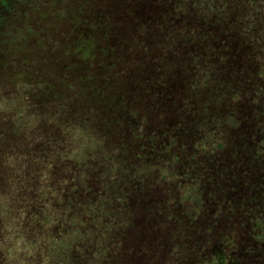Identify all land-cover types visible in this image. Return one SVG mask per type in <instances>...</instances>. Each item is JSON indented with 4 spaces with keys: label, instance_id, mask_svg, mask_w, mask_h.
<instances>
[{
    "label": "rangeland",
    "instance_id": "rangeland-1",
    "mask_svg": "<svg viewBox=\"0 0 264 264\" xmlns=\"http://www.w3.org/2000/svg\"><path fill=\"white\" fill-rule=\"evenodd\" d=\"M162 1L170 2L165 15L175 20L158 25L149 49L137 35L130 50H141L153 64L168 31L181 40L215 16L214 24L226 25L210 39V60H202L206 70L195 65L196 74L189 76L187 69L193 71L179 57L174 73L181 77L178 91L169 92L170 103L141 95L112 98L103 85L113 60L101 51L90 16L128 6L143 21L145 9L150 15L154 7L163 10ZM13 2L0 36V264H103L111 251L121 254L120 264H163L167 258L174 264L157 243L162 232L150 218L157 206L142 194L136 203L147 202L153 210L147 217L126 218L118 196L128 183L165 193L177 181L186 185L182 194L170 193L173 202L197 210L204 195L212 194L225 208L242 181L249 186L245 176L251 168L243 162L252 164L254 155L264 162V0H205L200 6L189 0ZM84 12L90 22L81 37ZM121 20L112 16L111 22L132 28ZM144 29L139 22L135 35ZM60 93L63 105L56 103ZM134 105L150 109L135 115ZM154 132L174 137L176 145L163 154H149L148 148L142 153L141 143ZM203 177L209 181L201 184Z\"/></svg>",
    "mask_w": 264,
    "mask_h": 264
},
{
    "label": "trees",
    "instance_id": "trees-1",
    "mask_svg": "<svg viewBox=\"0 0 264 264\" xmlns=\"http://www.w3.org/2000/svg\"><path fill=\"white\" fill-rule=\"evenodd\" d=\"M28 1L31 0H18L21 3ZM127 1L125 0V2ZM189 1H195L197 6H200L202 3L205 4V0L202 2L200 0ZM162 2L165 6L162 11L154 7L149 9L153 13L150 15L147 9H145L146 16H141L145 18L143 21L137 19L138 11L128 6L109 8V10L106 8L102 13L96 14L93 12L92 15L88 14V16L91 15L90 18L95 17V26L93 29L98 43L104 45V49L101 48L102 50H100L105 55L112 57L113 60V70L106 77V83H109L103 85V87H108L111 91L112 98L113 94H116L117 100L128 101L132 98H137V95H141L146 98L154 97L163 103H170L172 97L170 90L175 89L178 91L176 86L179 81L178 77H181V75L174 73L179 70V57H184L183 59L180 58L179 61L184 62L182 66L189 67L193 71L189 72L187 69L189 76L196 74L195 65L200 66L201 71L206 70L202 60L205 56L206 59L210 60V53L208 52L210 39L222 31L218 30V27L226 25V23L214 24L213 20L217 18L215 16H211V19H206L201 23L202 25L200 26L206 29V31H203L200 27L197 29L198 31L193 30L194 33L192 36L190 34L185 35L181 37V40L177 39L179 36L174 34V31L170 33V31L165 30L169 34L160 38L159 43L161 44L162 42L161 47L163 50H160V55L153 64H148L141 50H130V45L134 43V37L137 35L144 36V38L137 40V42L140 45H144L145 47L143 46V48L145 50L149 49V45L155 43L152 40L158 39V33L160 32V30L156 32V28L159 27L158 25L164 26L168 22L175 20L174 14L171 15L173 21H169L170 18L165 15L166 12H170V8L167 6L170 2ZM15 4L13 0H0V5L4 6V10L0 11V36L8 26L6 17L11 13ZM175 4L179 3L172 1V5ZM188 15L189 18L186 20H188V23H191L189 21L190 14ZM112 16L125 19L121 21H127L129 27L132 28L123 29L120 24L117 25L111 22ZM102 19H107V21H103ZM155 19L156 22H154ZM89 22L84 12L79 22L80 33H82L81 37H83L89 27ZM139 22L144 25L145 31L135 35V28L138 27ZM210 28L217 29V31H212ZM226 32L224 33L225 35ZM182 39H185V41L182 42ZM149 41L152 42L147 44ZM137 42H135V48L140 46ZM166 49L170 51H165ZM132 53H135L136 56H133ZM146 53L148 54L149 51H146ZM130 54L132 55L127 58ZM117 58H119L118 64ZM120 59L123 60L121 61ZM133 63L138 67L134 66ZM135 89H138L139 93L142 94L131 95ZM60 98L61 100L56 103L63 105L62 100H66V98L62 94ZM54 100L55 98L47 101L54 103ZM149 100L147 99L146 102H149ZM47 101H42L43 105L47 106L49 104ZM136 103L133 102V104ZM32 105L36 109L40 108V105L34 102ZM174 107H177V105H174ZM149 109L147 106L146 108L135 105L133 107V111L136 112L135 115L139 112H146ZM127 121L130 122L128 119ZM151 134L147 137H150L149 140L145 138L141 143L142 153L144 152V148H148L147 151L149 154H155L156 152L163 154L168 152L169 148L176 145V139L174 137L168 139L159 132ZM134 141L138 142V139ZM219 147L222 146L219 145ZM238 156L241 155L238 153ZM260 158L261 155H254L252 164L250 160L247 164L243 162L246 170L251 168L250 174L245 176V179L249 178L246 179V182L252 187H246L242 181L239 191L230 199L228 204L226 203L225 208H220L218 200L214 201L212 194L204 195L200 200L201 204H199L197 210L190 207L187 202L181 203V201L173 202L170 200L169 195L171 192L182 194L183 188L186 185L185 183L175 181L170 191L162 190L165 193H161L160 191L158 192V188L147 187L140 182H132L128 183L127 188L118 196L126 204V209L123 210H127L125 217L130 219H140V216L147 217L153 210V208L148 206V201L153 206H157V214L155 217H150L152 219V225L159 228L158 232H162L161 236L157 239V243L159 246L161 241L162 248H164V251L166 250L167 256L174 261V264H264V262L259 261L262 255H264V244H262L260 251L257 249L260 242L264 240L262 234L264 227V162L258 161ZM243 178L244 175H242V180ZM207 181L209 179L203 177L201 184ZM253 184L257 187H253ZM133 186L135 188H132ZM216 187L218 190L221 189L220 186L216 185ZM142 194L147 197V202L143 204L136 203V200H139L138 197H141ZM175 202L178 204L175 205ZM137 207H140L142 210L139 208L140 211H136L135 209ZM146 207L149 208L146 209ZM111 211L114 212V210ZM120 211L122 210H119L117 213L119 214ZM233 218L235 222L232 221ZM116 236L120 237L121 235L117 234ZM111 252L109 253L111 256L110 261H105L103 264H120L121 254L118 257V252L116 254L113 253L114 251ZM180 252L181 255L177 256ZM170 254H175L176 257H171L169 256ZM169 263H171V260L167 258L163 264ZM138 264H146V262Z\"/></svg>",
    "mask_w": 264,
    "mask_h": 264
}]
</instances>
